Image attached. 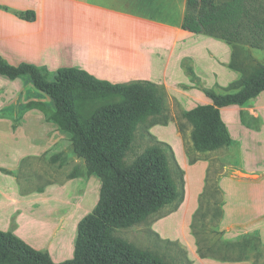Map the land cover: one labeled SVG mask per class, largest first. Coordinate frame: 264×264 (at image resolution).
Returning a JSON list of instances; mask_svg holds the SVG:
<instances>
[{"label":"crops","instance_id":"0c3cea01","mask_svg":"<svg viewBox=\"0 0 264 264\" xmlns=\"http://www.w3.org/2000/svg\"><path fill=\"white\" fill-rule=\"evenodd\" d=\"M31 1L0 0V5L18 7L16 10H26L30 9ZM68 1L73 2V5L77 3L84 6V9L80 7L84 16V24L79 26V23H75L80 29V34L84 35V42L80 43L81 46L76 44L78 38L74 37L72 40L69 35L65 34L66 24L62 25L58 18L49 17L53 20L50 23V20L47 22L45 13H42L41 23L36 28L35 24L39 17L29 22L9 13L6 8H0V54L12 65L23 62L37 66L41 63L45 65L44 61L53 59L59 62L56 66L81 65L84 70L96 78L112 83L125 79L147 80L154 83L159 81L158 83L163 84L166 91L175 97L185 110L197 105L212 103V100L204 93V88L215 91L217 87L226 86L241 77L238 70L229 66L234 50L232 44L222 38L218 39L204 33H193L183 29L187 0ZM225 1L228 0H215L217 4ZM71 26L69 21V30ZM15 31H19L20 36H17ZM18 38L26 42L21 43ZM67 39L74 45L76 44L75 49L80 47L78 49L80 51L68 52L67 50L65 55L62 49L64 44L56 47L54 53L50 51L46 54L45 48L52 43ZM36 42L38 46L36 52L39 57H44L43 60L41 59L43 62L38 60L41 63H36L29 53L21 62L14 61L12 57L15 56L13 55L19 51H29ZM26 76V80L30 79V76L26 74L15 79L0 74L1 78L13 82ZM8 82L0 86V99L3 102L0 106V122H2L0 127L11 129L12 121L5 117L4 113L14 115L30 101H38L51 110L54 109L53 100L46 93L42 92V97L27 98L26 96L24 99L23 91L13 92L6 89ZM220 114L232 144L239 146L240 157V169H236L235 174L225 172L221 175L217 174L220 175L217 179V186L222 192L221 207L224 209V218L232 213L228 209L233 208L231 202L236 200L239 204H235V207L239 208V211L234 212L236 220L231 224L240 221L264 225V90L243 104L221 107ZM45 118L42 110L31 108L30 112L26 111L21 116V124L18 126L21 132L25 131L24 127H28V124L45 128L41 135H45L48 140L45 137L38 138L41 148H38L37 154L39 155L51 145L58 144L62 136L70 141V133L61 130L57 124ZM181 137H176L173 150L178 165L185 171L187 187V196L179 211L189 222L198 208L199 195L206 185L209 174L210 163L205 154L215 151L197 152L196 160L191 163L189 155L182 152L183 139ZM60 153L53 154L52 158L59 159ZM14 167V163H7L5 169ZM4 180L0 181V187H2L0 188V229H12L15 235L37 249L48 251L50 256L55 234L61 232L57 225L63 224L65 218L69 216L68 219L73 218L72 225L75 229L81 211L87 208L94 209L101 190V180L95 173L86 177L78 176L64 184L54 180L56 182L53 185L62 191L63 199L59 198L53 202L48 200L47 204L56 206L55 211L61 213L62 216L55 225L56 230H51L50 234V232H43L48 226L49 218L33 212L37 211L44 202L42 200L29 201L28 197H22L19 194L18 197L14 196V199L13 194L17 190L14 177L11 178L5 174ZM84 185L92 192L90 202H87L91 196L90 193L84 198L79 194ZM80 186L82 187L79 188ZM74 194L79 195L75 197ZM244 218L247 219L243 220ZM33 232L36 233V238L31 237L30 234ZM261 234L264 242V227L261 229ZM76 237L73 238L74 246ZM74 246L73 250L72 244L69 247L71 254H74ZM59 248L60 245L56 249Z\"/></svg>","mask_w":264,"mask_h":264},{"label":"trees","instance_id":"16d2710c","mask_svg":"<svg viewBox=\"0 0 264 264\" xmlns=\"http://www.w3.org/2000/svg\"><path fill=\"white\" fill-rule=\"evenodd\" d=\"M257 1L228 0L217 4L215 0H187L183 29L222 38L232 44L234 50L229 66L241 73L238 80L230 83L227 88L230 91L203 89L211 104L197 105L183 112L191 123L192 145L197 152L231 145L220 108L243 104L264 90V64L251 69L239 56V43L264 48V0L255 4ZM249 4L255 6L250 8ZM0 8L6 7L0 5ZM13 13L25 21L36 18L33 9L13 10ZM0 74L11 79L29 75L33 86L52 98L53 110L38 101H30L26 107L44 111L45 119L70 133L73 153L85 162V173L70 177L95 173L101 180L98 203L77 224L72 258L55 262L48 251L34 248L12 231L0 230V264H170L163 256L144 251L116 235L117 228L145 222L165 207L175 210L182 201L172 167L174 165L182 174L183 170L174 151L148 131L170 120L165 88L147 80L112 83L75 67L60 68L51 81L41 67L24 62L12 65L1 54ZM140 125L145 127L150 142L128 161L127 155L134 147ZM195 160L190 159V162ZM207 184L193 215L194 233L203 200L209 193L214 198L216 190L222 194L218 186L208 187ZM219 211L222 217V207ZM250 239L256 250L251 258L256 261L257 249L262 243L260 239L254 241L251 236ZM199 255L222 261L249 259L244 254L231 257L200 251V248Z\"/></svg>","mask_w":264,"mask_h":264},{"label":"rangeland","instance_id":"374dc122","mask_svg":"<svg viewBox=\"0 0 264 264\" xmlns=\"http://www.w3.org/2000/svg\"><path fill=\"white\" fill-rule=\"evenodd\" d=\"M259 2H263V0H258L257 3L255 2V4H258ZM72 3L73 2H70L68 0H32L29 3V7L36 12V17H39V20L37 19L36 21L35 27L37 28L38 25H40L43 15L42 13H45V15L47 16V22L48 20H50L49 17L53 19L58 18L62 25L66 24L65 34H67V36L69 35L70 39L72 40H74V37L75 39L78 38L76 44L77 46H81L80 43L84 42V35L80 34V29L75 25V23H79V26L84 24V16L82 15V11L80 10V7L81 9H84V6H81L77 3L74 4L76 5L74 6ZM255 4H249V7L251 8V6H255ZM16 8L6 7V10L9 13L14 14L13 10H16ZM71 13L74 14V17H72ZM75 13L77 15H75ZM52 21L53 20L51 19L50 23ZM69 21L72 24L70 30ZM15 34L17 36H20L19 31H15ZM18 41L22 43L23 39L18 38ZM75 45L69 42V39H67L62 42L52 43L49 47L45 48V52L46 54H48L50 51H53L54 53L56 47L59 46H62L63 53L65 55L67 54V50L68 52H74L76 50L80 51L78 50L80 47L75 49ZM34 46H32L29 51H19V53L13 55L15 57L12 58H14L15 62H21V60L25 59L26 56H28L27 54L29 53L36 63H41L44 57H39L38 53L36 52L38 48L37 42L34 43ZM67 46H70V48H67ZM239 47L240 58L245 59L251 69H254L258 64H264V48H253L247 43H239ZM44 62H46L45 65L41 63V65H38V67H41L44 70L48 80L51 81L55 79L57 71L60 68L66 67L62 65L56 66L59 62L55 59ZM74 67L84 70L81 65H75ZM26 78L27 76L13 82L12 80H7L0 77V86L5 85V83L7 84V82L9 81V85L6 87V89H9L13 92L15 90L23 91L24 99L26 98V96L27 98L42 97L43 93L33 86L30 79L26 80ZM131 81L132 79H125L124 81H116V83H128ZM158 82H156V84L163 86V84H159ZM217 85L219 86L218 83ZM229 86L230 84L226 86L224 85L220 88L217 87L215 91H218L220 93L230 91L227 89ZM2 103L3 102L0 99V106L2 105ZM165 103L167 108L166 111L170 117L168 124L154 125L148 129L149 133L154 135L156 139L169 144L172 149L176 144V137L182 136V152L184 151L186 155H189L191 160L195 159L197 157V151H195L193 148L190 135L192 126L191 123L183 116V112L187 110H185L183 105L175 97L171 96L167 91ZM47 108L50 109L49 107ZM26 111L30 112L31 108H27L25 105L24 108L19 110L18 113H15L14 115L4 113L5 117L11 119L13 129L0 127V173H2L0 175V181L5 179V174L11 176V178L14 177V182L17 187V192L15 191V194H13L14 199V196L18 197L19 194L22 197H28L29 201L42 200L45 203H43V205L40 206L37 211L33 212L39 215H46L49 218V221L47 223L48 226H46L43 232H50L51 234V230H56L55 225L58 223L59 217L62 216V214L58 213V211H55L56 206L47 204L48 200L49 202H53L54 200H57L59 198L63 199L62 191H59V189L53 185L54 182H56L54 180H57V183L60 182L64 184L67 181L78 177L70 176L76 174H84L85 162L73 153L70 141L64 136H62L58 144L55 143L49 148H46V150L40 155L37 154L39 152L38 148H40L39 139H41V137L46 138L45 135H41L45 128H41V126L39 127V125L34 126L28 124V127H24L25 131L23 130L24 132H21V128H18V126L21 124V116ZM42 112L44 114V111ZM223 114H225V112H223ZM1 123L2 122H0V125H2ZM145 133V127L143 125H140L136 132L134 147L128 152V161H131L136 155H138V153L141 152L144 147L150 142L147 139ZM49 138L52 139V137ZM214 151V153L205 155H207L206 159L210 163V169L208 168L209 176L207 179V185L208 187L212 185L216 188L217 179L222 173L225 172L233 175L236 173V169H240V157L239 146L232 143L229 146H222L215 149ZM59 152H61L59 159H53L52 155L58 154ZM7 163H14L15 167L11 169H5ZM180 169L182 168L180 167ZM172 171L178 184L180 196L182 197V201H180L178 208L172 210V207H165L145 222L135 224L126 228H117L116 235L134 244L136 247L144 249V251L147 250L163 256L170 264H264V242L261 237V229L264 227V225L256 222L244 223L240 221L238 223L231 224L234 220H236L234 212L239 211V208L235 207V204H239V202H237L236 200H233L231 202L233 204V208L228 209L232 213L225 218L223 213V216L221 217L219 210L221 208L222 194H218L217 190L214 193V198L213 196L211 197L212 193H209L205 200H203L204 204L201 210V215L197 216L198 221L195 229L196 233L193 232V229L191 227L193 216L192 219L188 222L185 218V215L181 214L179 211L182 203L187 196L185 171L183 170V174L180 173L174 165L172 167ZM218 173L220 175H217ZM81 187L82 186H80L79 188ZM89 193L91 194V196L89 197V199H87V202H90L93 195L89 188H86L85 185L84 187H82V189H80L79 194L84 198L88 196ZM76 195L74 194L75 197ZM215 200L219 201V203L215 204ZM224 204L225 202L223 196V206ZM91 211L92 208H87L86 210L81 211L77 224L83 219L84 216H86ZM68 217L69 216L65 218L63 224L57 225L59 227V231L61 232L59 234H55L54 245L50 249L52 250V260L55 262L68 260L72 257L73 254L69 252V247L72 244L73 250L77 224H75L76 227L75 229H73V218L68 219ZM246 219L247 218H244L243 220ZM11 230L12 229H6L4 231ZM30 235L32 238H36L35 232ZM250 236L254 241L260 239L262 243H259L260 245L257 249L259 256L256 261L251 258V256L256 253V250L251 245L252 242ZM238 243L239 245H237ZM59 245L60 248L56 249ZM199 248L200 251L202 249L207 253H224L231 257H235L239 254H244V256H247L249 259L238 261V263L235 261H222L211 256L200 257Z\"/></svg>","mask_w":264,"mask_h":264}]
</instances>
